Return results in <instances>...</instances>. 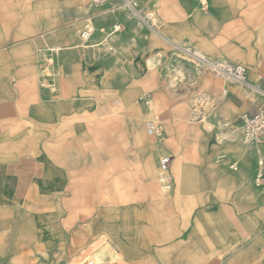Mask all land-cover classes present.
<instances>
[{"label":"crops","instance_id":"1","mask_svg":"<svg viewBox=\"0 0 264 264\" xmlns=\"http://www.w3.org/2000/svg\"><path fill=\"white\" fill-rule=\"evenodd\" d=\"M20 1L0 0V264L29 261L25 226L29 237L33 225L25 219L35 218H25V205L38 206L43 216L47 205L97 203L78 202L76 190H93L99 180L102 189L113 180L118 188L149 190L128 202L140 206L134 210L145 222L141 229L120 235L118 224L106 234L130 264H264V187L256 182L264 144L244 146L238 126L189 132L170 122L163 140L142 134L141 109L134 107L131 120L110 116L106 89L221 88L217 80L206 84L210 75L198 78L199 65L175 50L196 60L201 58L195 52L211 61L244 63L248 82L255 83L253 78L264 77V59L255 47V30H264V0H148L143 7L155 14L149 36L135 35L133 44L125 32L111 37L120 46L132 44L127 55L115 58L103 41L91 35L81 41L83 23L63 24L61 10L51 30L41 20L15 26V13L29 12ZM86 12V20L92 19ZM51 56L53 79L42 76ZM180 74L185 83L175 84ZM196 77L198 83L190 84ZM225 89L227 100L237 92ZM100 95L107 99L97 100ZM253 110L248 113L259 109ZM162 154L173 157L174 192L167 199L155 185Z\"/></svg>","mask_w":264,"mask_h":264},{"label":"rangeland","instance_id":"2","mask_svg":"<svg viewBox=\"0 0 264 264\" xmlns=\"http://www.w3.org/2000/svg\"><path fill=\"white\" fill-rule=\"evenodd\" d=\"M22 1H20L21 4ZM147 1L25 0V4L29 5V12L15 13L14 21L15 26L27 21L30 27H33V24L41 20L45 23L47 30H51L54 25L52 23L54 17L61 10V21L63 24H72L79 21L83 23L78 34L81 41H86L83 39L82 33L90 30L91 37L89 39L92 40L94 38V41H103L105 52L115 58L125 55V53L126 55L128 54L135 35L149 36L150 26L153 23L152 20L155 14L144 9L143 6L148 3ZM89 9L91 10L92 19L86 20L85 17L86 15L88 16L86 10ZM78 10L79 13L77 12ZM150 14H152L151 17L149 16ZM97 26L104 27V30L102 32L99 31ZM118 27L120 29L115 31ZM124 32L126 35H124ZM30 33V36L25 37L34 35L33 31ZM98 33H101V36L96 37ZM118 35L132 37V44L127 42L125 46H120L123 43L120 42L119 44V38L110 39ZM255 40V47L261 50L258 52V57L264 59V30H255ZM120 47L122 48L121 50ZM49 52L50 54L56 53L57 48H49ZM175 52L182 58L190 60L196 66L199 65L197 69L198 78L205 74L210 75L211 79L206 84L212 87L214 81L217 80L221 83V88H143V92L137 93L133 92L132 89L134 88H125L127 91L124 92L120 91L122 88H106L108 89V100L111 103L110 116L125 115L128 119L133 117L131 111L137 106L139 110L141 109L138 116L142 119L139 124L141 127L139 131L142 134L149 135V124L152 121L158 122L162 126L165 135L168 133L166 124L170 122L176 123L173 128H177V124H180L185 128L184 131L200 132V128L202 129L203 127L206 132V128H209L211 133H219L229 132L228 128L236 130V123L241 116L247 112H254L253 108L255 107L258 110L264 106V97L252 91L247 84L233 83L227 79L220 78L208 66L203 64V60H196V58L185 55L182 51L175 50ZM195 53L197 56H201L197 52ZM230 61L246 67L244 63L239 61ZM47 62V67H45L42 76L53 79L56 76L51 66L53 58ZM180 75L182 76H175V84L180 79H183L180 80L181 82L186 80L185 75ZM198 78L196 77L189 83L196 85L199 81ZM253 81H256L255 83H259L258 86L261 85L264 88L263 76H256ZM255 83L252 82L251 85H257ZM225 87L237 91L236 93L230 92L228 100L222 92ZM242 91L247 94V97L241 94ZM103 99L106 100L107 98L105 96L101 97V95L97 97L99 101ZM120 101L121 104L118 107H112V103L116 102L114 105H118ZM200 113L202 117L198 118ZM202 119L203 121H201ZM224 122L231 123V125L226 127ZM127 128L132 131L131 129L135 128V126L130 124L127 125ZM136 128L139 129V126L137 125ZM238 139L241 141V135L240 137L238 136ZM243 145L246 146L247 144L244 143ZM236 165L239 167V163H236ZM157 174H159V171L155 173V185L158 196L165 199L170 198L172 194L166 195L161 192L157 182ZM94 175L97 174L94 173ZM111 181L108 189H102L101 180H99L93 181V185L99 186L93 190L85 188L76 190L78 192V202L94 200V202H97L94 204L47 205L43 216L37 210L38 206L25 205V218H35L33 220L25 219L27 224L31 223L33 225V231L29 237L27 234L30 231L27 232L28 227L25 226V243L32 246V252L29 253V261H26L25 264H80L82 261L92 257V254L96 256L101 254L102 259H104L101 261L107 264H130L129 261L121 258L115 248L105 239L107 235L114 231L116 232L119 228H121L120 235H133L138 230L135 227L141 229L145 222L142 218H139V214H135L134 210L140 206L129 204L128 202H132L134 197L149 195V190L148 188H118L117 182L112 183ZM82 184L84 185L85 183ZM142 185L144 186L145 183H142ZM87 192H92L90 197L86 196ZM122 202L126 203L120 204ZM39 218L41 219L38 220ZM118 224H120V227L115 229L114 226ZM262 235H264V231ZM130 247L133 248L132 246ZM82 248L84 249L82 250ZM85 253L90 254L86 259L85 256L83 257V255H86ZM132 257L131 259L133 260L134 258ZM217 263L223 264V262Z\"/></svg>","mask_w":264,"mask_h":264},{"label":"built area","instance_id":"3","mask_svg":"<svg viewBox=\"0 0 264 264\" xmlns=\"http://www.w3.org/2000/svg\"><path fill=\"white\" fill-rule=\"evenodd\" d=\"M150 17L152 14L149 15ZM91 35L90 30L82 33L83 39L87 40ZM203 60V64L208 66L218 77L227 79L233 83L239 81H245L246 79V67L241 64H235L231 62H218ZM257 88L264 93V88L257 85ZM239 127V133L243 140H252L258 144H264V106L255 113H246L241 116L236 123ZM149 132L156 138L163 140L165 133L162 126L158 122H150ZM173 157L168 154H162L159 159V175L158 184L163 194L169 195L174 192V181L170 174V166L172 164ZM233 170L236 168L233 166ZM257 184L259 186L264 185V159H261L258 163L257 172ZM80 264H107L95 259H87Z\"/></svg>","mask_w":264,"mask_h":264},{"label":"bare ground","instance_id":"4","mask_svg":"<svg viewBox=\"0 0 264 264\" xmlns=\"http://www.w3.org/2000/svg\"><path fill=\"white\" fill-rule=\"evenodd\" d=\"M200 58H202V59H205V60H207L206 58H204V57H201V56H199ZM209 61H211V60H209ZM218 61V60H217ZM218 62H222V63H226V62H228V61H218ZM238 83H240V84H247L249 87H250V89L252 90V91H254V92H256V93H258L259 95H261V96H263L264 97V93L261 91V90H259L258 88H257V85H251V83L250 82H248V77L246 76V79H245V81H239ZM223 95H224V97H227V95H228V91L225 89L224 91H223ZM220 99H221V97H220ZM202 114L200 113V114H198V118H201L202 116H201ZM201 121H203V119L201 120ZM225 123V122H224ZM225 125L226 126H230L231 125V123H225ZM243 140V139H242ZM243 143H245V144H247V145H251V144H258V143H256L255 141H252V140H243ZM233 167V166H232ZM235 167V166H234ZM236 168V167H235ZM237 169V168H236ZM235 169V170H236ZM88 259H95V260H98L97 258H95V257H90V258H88ZM99 261H101V260H99Z\"/></svg>","mask_w":264,"mask_h":264}]
</instances>
